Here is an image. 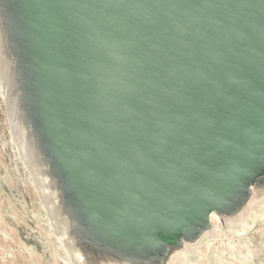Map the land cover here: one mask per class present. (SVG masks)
I'll use <instances>...</instances> for the list:
<instances>
[{
    "label": "water",
    "instance_id": "95a60500",
    "mask_svg": "<svg viewBox=\"0 0 264 264\" xmlns=\"http://www.w3.org/2000/svg\"><path fill=\"white\" fill-rule=\"evenodd\" d=\"M0 84L77 264H203L213 215L264 220V0H0Z\"/></svg>",
    "mask_w": 264,
    "mask_h": 264
},
{
    "label": "rangeland",
    "instance_id": "374dc122",
    "mask_svg": "<svg viewBox=\"0 0 264 264\" xmlns=\"http://www.w3.org/2000/svg\"><path fill=\"white\" fill-rule=\"evenodd\" d=\"M203 264H264V220L241 236L213 215ZM0 264H77L19 150L0 84Z\"/></svg>",
    "mask_w": 264,
    "mask_h": 264
},
{
    "label": "flooded vegetation",
    "instance_id": "af4514ba",
    "mask_svg": "<svg viewBox=\"0 0 264 264\" xmlns=\"http://www.w3.org/2000/svg\"><path fill=\"white\" fill-rule=\"evenodd\" d=\"M168 243H172V240H167Z\"/></svg>",
    "mask_w": 264,
    "mask_h": 264
}]
</instances>
